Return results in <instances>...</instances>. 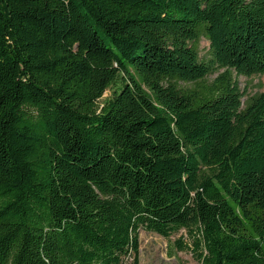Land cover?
Masks as SVG:
<instances>
[{
	"label": "trees",
	"instance_id": "obj_1",
	"mask_svg": "<svg viewBox=\"0 0 264 264\" xmlns=\"http://www.w3.org/2000/svg\"><path fill=\"white\" fill-rule=\"evenodd\" d=\"M259 75L264 0H0V264H264Z\"/></svg>",
	"mask_w": 264,
	"mask_h": 264
},
{
	"label": "rangeland",
	"instance_id": "obj_2",
	"mask_svg": "<svg viewBox=\"0 0 264 264\" xmlns=\"http://www.w3.org/2000/svg\"><path fill=\"white\" fill-rule=\"evenodd\" d=\"M199 58L209 60V43L202 39L198 45ZM215 76V75H214ZM211 76L210 79H213ZM240 92L244 93L242 104H246L251 98L264 93V75L252 77H235ZM110 91L106 92L100 103L109 98ZM183 238L188 242L184 230L163 238L155 233L139 231L138 264H200L189 251H179L174 242Z\"/></svg>",
	"mask_w": 264,
	"mask_h": 264
}]
</instances>
